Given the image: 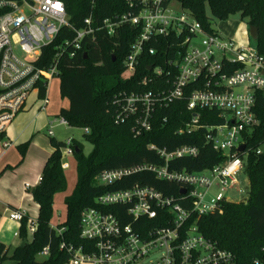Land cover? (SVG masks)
<instances>
[{
  "label": "built area",
  "instance_id": "1",
  "mask_svg": "<svg viewBox=\"0 0 264 264\" xmlns=\"http://www.w3.org/2000/svg\"><path fill=\"white\" fill-rule=\"evenodd\" d=\"M125 2L129 9L126 14L104 20L96 28L92 18L85 20L84 29L75 30L74 39L65 40L60 51L74 56L97 32L115 38L121 28H133L136 39L124 62L122 77H134L141 57L156 55L158 47L175 59H168L164 67H149L150 73L157 77L167 74L171 89L158 96L120 94L117 122L133 118V132L140 136L152 130L157 104L168 107L187 98L188 111L194 115L179 134H193L203 128L197 111L221 113L224 123L207 127L206 141L228 159L202 173L171 172L169 161L198 155L196 147L185 146L170 154L159 152L166 161L165 167L142 166L101 173L98 185L111 187L133 172L148 170L158 179L181 186L182 204L148 187L106 192L96 200L98 208H88L81 215L80 236L89 243L88 247L83 250L63 243L61 249L70 255L68 264H235L233 254L206 239L196 221L229 202L226 192L237 189L244 194L238 178L245 162L238 156V149L245 145L243 155H247L244 135L260 124L255 105L257 95L264 93V57L256 44L252 45L255 41L250 34L247 43H240L222 33L206 32L182 7L180 11L173 8L177 0ZM65 28L71 26L61 1L0 0V159L14 145L7 136V127L36 104L29 103L31 95L37 94L42 112L50 103V82L58 77L57 60L47 71L38 67V61L42 49L53 44ZM16 48L24 57L17 54ZM41 83L46 88L44 98L39 97ZM56 126L70 127L65 118L56 117L49 123V137H53ZM72 143L70 139L66 142L62 156H74ZM256 153L264 155V144ZM117 207L122 210L118 215L106 212ZM26 217L20 211L9 213V219L20 227ZM126 218L133 222L125 225ZM37 227V221L28 219L29 237ZM55 229L60 235L64 232ZM40 256L47 258L49 249Z\"/></svg>",
  "mask_w": 264,
  "mask_h": 264
},
{
  "label": "trees",
  "instance_id": "2",
  "mask_svg": "<svg viewBox=\"0 0 264 264\" xmlns=\"http://www.w3.org/2000/svg\"><path fill=\"white\" fill-rule=\"evenodd\" d=\"M58 1L65 6L71 28L63 29L53 44L42 49L38 67L47 71L57 60L60 95L69 102L68 109H62L58 117L65 118L70 127L88 130L84 136L93 150L86 156L82 143H72L77 183L72 194L65 199L66 220L57 227L64 230L60 235L51 222L55 196L67 189L62 163V149L66 143L51 138L53 153L44 166L40 183L30 191L39 206L37 231L29 237V218L26 217L19 229L21 244L12 249L11 255V248L0 244V264H68L70 255L61 249V245L65 243L83 250L88 247L89 243L80 236L81 215L88 208H98L96 200L106 192L148 187L181 202V186L158 179L148 170L133 172L111 187L98 185V177L103 172L142 166L165 167L166 161L159 152L170 154L185 146L196 147L198 155L169 161L171 172L202 173L222 165L228 159L227 155L214 150L206 141V128L224 123L221 113L197 111L203 128L193 134H179L194 115L188 111L187 98L174 101L168 107L157 104L151 120L152 130L140 136L133 132V118L125 123L117 122L121 111L117 103L120 94L153 93L158 96L171 89L167 74L157 77L150 73L149 67H164L166 61L174 60L175 56L157 47L159 51L156 55L141 57L134 77L123 78L124 62L136 39L134 29L128 26L121 28L115 38L97 32L88 38L81 51L70 56L60 51L59 47L65 40L74 39L75 30L84 29L85 20L92 18L96 28L104 20L115 19L126 14L129 9L125 0ZM177 2L210 33L214 31L212 19L226 21L230 16L240 14L242 20H248L250 27L257 28L258 40L255 44L264 57V0ZM207 5L212 18L207 14ZM174 73L172 69L171 77ZM146 79L148 81L144 85ZM45 94L46 88L41 83L39 97L44 98ZM255 114L260 124L244 135L247 155H238L245 162L244 169L249 181L247 200L240 203L225 202L213 214L196 221L199 232L206 239L233 254L235 264H264V155L256 153L264 144V93L257 95ZM29 147L30 142L18 147L23 159ZM120 211L119 207L106 210L117 215ZM131 222L129 218L124 221L125 225ZM23 242L25 246L21 247ZM46 248L49 249V256L39 261L38 257Z\"/></svg>",
  "mask_w": 264,
  "mask_h": 264
},
{
  "label": "rangeland",
  "instance_id": "3",
  "mask_svg": "<svg viewBox=\"0 0 264 264\" xmlns=\"http://www.w3.org/2000/svg\"><path fill=\"white\" fill-rule=\"evenodd\" d=\"M173 8L177 11L181 10V5L179 2H175L173 4ZM207 14L210 18L211 12L209 6L207 5ZM212 28L215 32L222 33L226 36L230 35L235 38L236 41L240 40L244 43H247L249 40V23L248 20H242L240 14H235L230 16L226 21H219L216 19H212ZM235 33V34H234ZM237 37V38H236ZM253 42V41H251ZM255 43L253 42L252 45ZM16 52L20 57H24L23 53L20 51L19 48H16ZM49 99L50 102L56 106L58 115L62 109H68L69 103L67 99H62L60 95V79L55 78L50 82V89H49ZM36 103L32 109H27L25 112L20 113L15 122L7 127V134L10 137L20 136L22 134H29L31 133L32 129L38 128V121L36 118L38 105L40 106V102H37V94L33 93L29 98V103ZM57 115V117H58ZM33 122V123H32ZM33 124L32 127L30 125ZM48 130L49 126L47 127L46 131L43 133L48 138ZM55 137L57 140L66 143L69 139L73 141H77L83 144L84 155L88 156L91 154L93 150V146L85 140V130L82 128H74V127H63V126H56L54 128ZM18 146H14L9 154L6 157V160H12L14 157L18 158L20 161L23 159ZM63 166L65 167V175L67 179V189L64 192L58 193L55 196L54 200V215L52 219V225L56 228L63 224L66 220V207H65V199L72 194L75 189L77 183V171H76V159L75 156H63ZM239 188L244 191V194H239L238 190H231L225 193L228 201L231 203H240L248 198V188H249V181L246 175V171L242 172V174L238 178ZM99 184V182H98ZM4 209V208H3ZM14 228L12 226H7L4 229L3 235L5 238L13 240V242H17L16 238H13ZM16 244V243H15ZM9 246V245H8ZM11 248V246L9 247ZM14 248V247H12ZM11 248L10 255L13 252ZM39 261H43L44 258L39 256ZM10 264V262H7Z\"/></svg>",
  "mask_w": 264,
  "mask_h": 264
},
{
  "label": "crops",
  "instance_id": "4",
  "mask_svg": "<svg viewBox=\"0 0 264 264\" xmlns=\"http://www.w3.org/2000/svg\"><path fill=\"white\" fill-rule=\"evenodd\" d=\"M228 36L234 38L233 36ZM238 42L244 43L240 40ZM57 111L56 106L51 102L44 112L40 111V106L38 105L35 118L38 121L37 129L33 128L31 133L16 137H10L7 134L10 141L14 144L13 147L15 145L19 147L30 142V147L24 159L19 161L16 156V158L14 157L10 161L6 160L7 155L13 147L0 159V175L2 174L0 177V244H4L8 248L10 246L11 248H16L21 244L20 238L16 237V234L19 233L20 225L9 219L10 211H20L30 220L37 221L39 206L34 202L30 191L40 183L44 166L53 153L50 145L51 138L62 142L57 140L55 133L53 137L48 136V138L43 134L49 123L57 117ZM32 126L33 124L30 125V127ZM9 168H13V170ZM7 226L14 228L13 238H16L18 243L4 237L3 232ZM52 227L56 228L53 225Z\"/></svg>",
  "mask_w": 264,
  "mask_h": 264
},
{
  "label": "water",
  "instance_id": "5",
  "mask_svg": "<svg viewBox=\"0 0 264 264\" xmlns=\"http://www.w3.org/2000/svg\"><path fill=\"white\" fill-rule=\"evenodd\" d=\"M249 34L251 36V38L256 42L258 40V30L255 27H250L249 28ZM152 69L149 68V71H151ZM245 151V145L241 146L238 149V153L243 154ZM182 194H185V191L182 192ZM25 246V242L22 243L21 247Z\"/></svg>",
  "mask_w": 264,
  "mask_h": 264
}]
</instances>
